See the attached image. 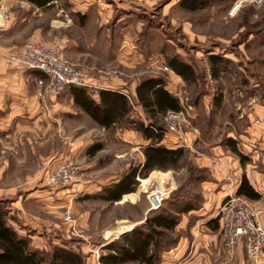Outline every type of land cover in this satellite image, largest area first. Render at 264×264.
Wrapping results in <instances>:
<instances>
[{"label":"rangeland","instance_id":"1","mask_svg":"<svg viewBox=\"0 0 264 264\" xmlns=\"http://www.w3.org/2000/svg\"><path fill=\"white\" fill-rule=\"evenodd\" d=\"M134 1L143 7L138 8L134 3V13L119 11L117 14L115 9L116 18L113 17L104 26L98 21L94 8L89 11L93 22L90 21L85 29L74 25L72 28H60L51 32L49 25L46 26L43 22L42 26L39 25L43 37L40 43L60 48L68 62L86 71L93 80L105 82L121 80L128 85L134 83V87L142 78L149 76L163 77L168 82L170 69L167 67V56L174 55L177 49L183 50L190 60L203 69L204 79L200 75L196 82L181 85L179 98L184 106V112L182 121L176 124L177 132L173 134L182 137L184 133L194 132L197 128L200 137L187 142L188 145L184 147L187 155L180 169L154 171L156 173H151L147 179L138 177L139 185L133 195L129 194L130 196L123 197L115 203L97 199L84 200V197L78 199L77 220L86 224L80 229L77 225L79 235L62 220L65 207L59 208L57 216L42 214L52 218L54 221L52 226L57 225L55 229H58L61 235L59 239L62 240L57 245L71 244L73 248L81 250L86 237L92 241L109 243L118 239L114 236L116 232L129 226L135 228L142 225L150 212L148 198L158 185L166 188L167 200L179 191L182 194L191 193V197L195 199L194 203L202 208L209 192L204 185L213 182L214 178L211 169L198 165L196 158L199 154L211 156L212 146L218 143V140L222 145H226L229 132L233 131L238 135L244 132L249 125L248 115L254 113L257 104L264 106V5L257 6L249 0L243 4L235 17H231L230 10L239 0H202L208 6L197 11L180 6L181 0ZM20 13L17 12V15ZM7 16L4 15L5 18ZM120 16L133 18L125 20L121 26L122 24L117 25L115 22ZM131 23H134V28L125 31L128 28L126 26H130ZM30 32L35 31L25 33L23 31L26 36H29ZM68 40L75 42L79 47L69 51L66 45ZM126 40L134 43V69L117 59L129 47L125 46ZM29 42L31 41L23 40V44L20 45L24 46ZM130 49L132 50L131 46ZM211 55L229 60L226 66L224 64L219 66V79L213 77L209 63ZM141 56L142 59L138 60ZM42 93L51 96L44 89ZM218 97H222L221 106L216 104ZM253 99L257 100L254 107L249 105ZM134 118L138 119L135 109ZM165 123L166 128L171 124L167 119ZM89 128L87 120L77 117L68 121L62 128L59 127L57 135H54V130H48L50 132L46 133L44 129L41 140L34 142L26 141V137L20 135L16 129H11V138L6 139L4 136L6 132L0 130V165L2 162L9 165L7 172L0 175L2 177L0 202L7 209L8 222L13 228L14 220H17L20 213L19 206L14 203L30 188L32 184L29 181L41 178L39 174L41 160H37L36 156L41 154L45 158L52 153L56 155L65 153L71 147L70 141L67 140L69 135L87 132ZM52 132L53 137H50ZM94 133H96V136H93L94 146L102 145L104 151L95 158L78 159L77 163L82 168L85 169V166L89 165L88 169H85L89 173V176H84L86 179L102 176L119 178L131 168L142 165L139 157L142 149L135 146L133 149L127 143L116 140L114 131H109L104 136L107 140L103 142L99 141V132ZM76 145L82 155L86 153L90 143L77 142ZM247 162H250L249 158ZM259 201V204L257 201L254 202L259 205L258 208L263 211L264 216V195H261ZM26 206L33 214L42 210L33 204ZM185 216L181 221L185 229L180 230L178 227V234L181 238L188 237L189 241H192L190 230L194 218L183 222ZM120 225L124 226L121 228ZM212 229V232L218 231L215 226ZM102 235L108 238L102 241ZM221 244V254L219 252L215 257L208 254V261L215 264H241L235 254L233 256L226 254L222 240ZM97 251L101 255V248L94 251L96 260ZM85 256L87 262L88 255ZM197 257L205 261V257L200 254ZM244 259H240L243 261L242 264H254L247 256Z\"/></svg>","mask_w":264,"mask_h":264},{"label":"crops","instance_id":"2","mask_svg":"<svg viewBox=\"0 0 264 264\" xmlns=\"http://www.w3.org/2000/svg\"><path fill=\"white\" fill-rule=\"evenodd\" d=\"M134 3L137 4L138 8L143 7L134 0H66L65 6L64 0H54L44 7L33 5L27 0L0 1V15L3 13V15H8L6 18H3L4 29H0V130L6 132L4 135L6 139L11 138V129H16L20 132V135L26 137V141H39L44 133V129L46 133L50 132L48 130H54V135H57L59 127L62 128L68 121H72L77 117L87 120L90 124L87 132L71 133L69 135L70 137L67 140L70 141L71 147L65 153L61 155L52 153L45 158L41 154L36 156L37 160H41L39 167L44 166L56 169L69 152H73L76 162H78L80 157H82V160L87 157H97L99 153L104 151L103 148L95 155L89 154V149L94 146L93 136H96V133H94L96 131L100 134L98 136L100 142L107 140L104 136L109 131H114L116 140L127 143L133 149L135 146V148L139 147L143 150L150 142L146 141L140 133L131 129L130 122L134 121V109L139 120L146 124L149 121L139 105L135 104L134 107L137 88V85L134 87V83L128 85L121 80L105 82L90 78L89 94L96 103H100V91L108 90L124 94L128 98L130 107L132 108L123 118H120L109 128H106L100 126L88 113L76 106L72 87L67 88L59 96H48L42 93V89L38 85V79L45 78V75L39 71H20L16 69L15 65L7 59V54L21 48L20 44H23V40L40 43L43 37L42 28L39 25L42 26L43 22L46 23V26L49 25L51 32L60 28H72L74 25L85 29L90 21L91 23L93 22L89 11H91V8H94L98 21H101L102 26H104L109 20L113 19L115 9L117 14L119 11L134 13ZM19 9L22 10L17 11ZM17 12H21L20 15H17ZM132 18L120 16L117 17V21L115 22L117 25L122 24L121 26H123L125 20H132ZM129 25L126 26L128 28L125 31L134 28V23ZM32 30L35 32H30L29 36L24 35L25 32ZM66 45L69 51L79 47L78 44L69 40L66 41ZM125 46L129 47L117 59L134 69V43L126 40ZM175 55L191 62L187 53L181 49H177L174 55L167 57L171 58ZM135 58L137 59V57ZM140 59H142V56L138 60ZM163 60L165 61L164 57ZM185 83L180 76L170 69L166 89L171 94L180 97L181 85ZM248 117L249 125L244 132L238 135L236 132L231 131L226 138L235 140L239 152L249 158L250 162H247L245 165L242 164L240 157L229 146L222 145L219 140L218 143L212 146L211 156L199 154L196 158L198 165L209 167L214 181L204 185V188L208 189L209 192L206 195L202 208L191 212L184 218L183 222L192 220L191 217L194 218V224L190 230L192 241H189L188 237H182L178 246L163 256L161 264H215L209 262L208 259L210 254H213L214 257L219 252L221 254L220 225L218 226V231L212 232L211 230H213L212 227L217 226L213 222L218 219V214L224 201L230 195L237 194L244 175L247 177L250 185L259 194L264 195V106L257 104L254 113L249 114ZM198 136L200 137V132L197 128L194 129V132L184 133L182 137L174 134H165L161 145L170 149H177L185 147L191 140H196ZM50 137H53V132L50 134ZM77 142L90 143L85 154L81 155L76 145ZM139 157L141 158V164H144L145 157L143 152L140 151ZM88 166V164L85 166L86 170ZM8 167L7 163L2 162V165H0V175L7 172ZM82 169L83 177L89 176V173L84 168ZM39 174L41 178L29 181L32 184H30V188L24 196H19L20 199L14 203V205L16 204L20 208L17 220H14V226L21 235L26 236L29 234L35 247L47 250L51 244H59L62 240L59 239L61 235L58 229H55L57 225L55 227L52 226L54 224L52 218L42 216V214L57 216L59 208H63L67 204L70 190L52 189L47 185L46 175ZM86 178L84 177L82 181L84 197L96 194L103 188L118 183L122 177L102 176L100 178L91 177L93 179ZM259 202L257 201L258 204ZM253 203L256 207L259 206L256 202L253 201ZM26 204H33L34 206H38V208L41 207L42 210L39 211L40 213H30ZM262 223L264 225V216L262 217ZM77 225L80 229L81 226L83 227L86 224L78 221ZM179 228H181L180 230H184V223H180ZM31 232L33 234H30ZM62 237L64 236L62 235ZM101 237L102 241L108 238L106 235H102ZM84 242L82 243L81 250L88 255L86 264H99L94 251L102 248L107 243H101L96 240L92 241L88 237L84 239ZM198 254L205 257V261H202V258L199 260ZM245 256H247L245 249L239 247L235 253L237 261H241L242 264L243 261L240 259L245 260ZM262 264H264V258Z\"/></svg>","mask_w":264,"mask_h":264},{"label":"trees","instance_id":"3","mask_svg":"<svg viewBox=\"0 0 264 264\" xmlns=\"http://www.w3.org/2000/svg\"><path fill=\"white\" fill-rule=\"evenodd\" d=\"M1 1V0H0ZM29 3L44 7L54 0H27ZM180 6L190 11L205 9L208 4L202 0H181ZM229 60L218 55H211L209 63L213 77L219 79V66L227 65ZM167 66L186 83H194L199 76L204 79V71L191 60L188 62L178 55L167 60ZM167 81L163 77H144L136 88L135 104L139 105L145 113L148 124L135 119L130 122L131 129L140 133L149 141L143 148L144 164L131 168L122 176L118 183L103 188L93 195H86L84 200L97 199L108 203H115L133 195L139 185L138 177L147 179L154 171H168L180 169L186 158L184 147L170 149L161 145L166 133L165 119L169 112H184L180 98L166 89ZM75 104L88 113L100 126L109 128L113 123L123 118L131 111L128 98L121 93L102 90L100 103H96L89 94L88 87H72ZM221 106L222 97L216 99ZM226 145L240 157L242 164L248 158L243 156L237 147V142L231 138L226 139ZM102 145H95L89 149V154L95 155L102 150ZM163 173V172H160ZM168 173V172H167ZM127 195V196H126ZM250 201H259V194L244 175L237 191ZM191 193L182 194L181 191L165 200L158 210H151L145 222L101 248L100 264H161L162 256L176 248L180 241L178 227L182 217L200 209ZM0 202V264H86L85 254L75 249L71 244H53L49 248L39 249L33 245L30 235H21L9 224V213ZM215 223L218 228L219 218ZM176 233L178 235H176Z\"/></svg>","mask_w":264,"mask_h":264},{"label":"built area","instance_id":"4","mask_svg":"<svg viewBox=\"0 0 264 264\" xmlns=\"http://www.w3.org/2000/svg\"><path fill=\"white\" fill-rule=\"evenodd\" d=\"M249 0H239L230 10V16L235 17ZM257 6L264 5V0H252ZM4 15H0V29H4ZM1 53V46H0ZM7 59L20 71H39L45 78L38 79V85L51 96L63 94L69 87H89L88 73L68 62L58 47H50L39 42L26 43L16 51L9 52ZM167 71L168 68H165ZM255 99L249 105H256ZM183 113L169 112L166 119L169 126L165 134L177 132L176 124L182 121ZM39 172L46 175L47 185L52 189H69L68 201L62 214L64 223L70 225L77 232L76 202L84 197L82 188L83 169L76 162L73 152H69L56 169L41 166ZM167 198L164 186L157 188L149 196L150 211L161 208ZM263 211L256 207L252 201L243 196L230 195L220 208L218 218L220 221L221 240L226 254L233 256L239 247H243L250 261L262 264L264 258V225L262 223ZM124 225H120L122 228ZM134 226L114 235L116 238L131 232ZM99 263L100 254L97 251ZM100 264V263H99Z\"/></svg>","mask_w":264,"mask_h":264},{"label":"bare ground","instance_id":"5","mask_svg":"<svg viewBox=\"0 0 264 264\" xmlns=\"http://www.w3.org/2000/svg\"><path fill=\"white\" fill-rule=\"evenodd\" d=\"M129 227H130V226H129ZM129 227H127L126 229H129ZM126 229H125V230H126ZM123 231H124V230H122V231L120 230V231L116 232L114 235H117V234H119V233H121V232H123Z\"/></svg>","mask_w":264,"mask_h":264}]
</instances>
